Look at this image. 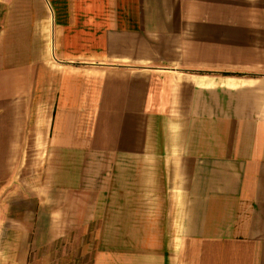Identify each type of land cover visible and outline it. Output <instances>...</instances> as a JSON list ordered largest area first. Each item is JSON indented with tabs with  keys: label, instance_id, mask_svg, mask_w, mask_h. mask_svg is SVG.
<instances>
[{
	"label": "crops",
	"instance_id": "1",
	"mask_svg": "<svg viewBox=\"0 0 264 264\" xmlns=\"http://www.w3.org/2000/svg\"><path fill=\"white\" fill-rule=\"evenodd\" d=\"M31 161L21 264L73 229L92 264H264V0H0V207Z\"/></svg>",
	"mask_w": 264,
	"mask_h": 264
},
{
	"label": "rangeland",
	"instance_id": "2",
	"mask_svg": "<svg viewBox=\"0 0 264 264\" xmlns=\"http://www.w3.org/2000/svg\"><path fill=\"white\" fill-rule=\"evenodd\" d=\"M31 162L28 168L20 173L22 177H18L15 181L17 185L14 187L15 191L10 200L12 205L0 207V216L8 217L7 224L0 223V231L4 227H8L7 245L0 247V251L3 253L8 252L7 256H1L4 264H21L18 239L21 233H30L32 230L31 220L36 202L37 169L34 162ZM9 188H11V185ZM5 194L6 192L1 191L0 199H4ZM22 197L25 199V203L21 202ZM24 204H27V206H24ZM49 209L51 211V208H47V211ZM48 213L50 214V212ZM79 231L73 229L59 239L40 244L37 249L30 251L27 264H92L93 252L98 247L97 241L91 238L94 234L93 229L84 237L82 232Z\"/></svg>",
	"mask_w": 264,
	"mask_h": 264
}]
</instances>
